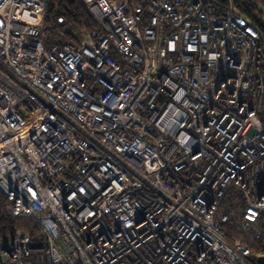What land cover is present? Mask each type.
Wrapping results in <instances>:
<instances>
[{
    "label": "built area",
    "instance_id": "built-area-1",
    "mask_svg": "<svg viewBox=\"0 0 264 264\" xmlns=\"http://www.w3.org/2000/svg\"><path fill=\"white\" fill-rule=\"evenodd\" d=\"M83 1L97 26L65 40L44 23L49 0H0L2 215L41 235L1 238L0 264H253L264 68L251 21L215 0ZM229 191L243 206L231 238Z\"/></svg>",
    "mask_w": 264,
    "mask_h": 264
},
{
    "label": "trees",
    "instance_id": "trees-1",
    "mask_svg": "<svg viewBox=\"0 0 264 264\" xmlns=\"http://www.w3.org/2000/svg\"><path fill=\"white\" fill-rule=\"evenodd\" d=\"M221 4L230 2L239 11V15L248 18L259 35L260 62L264 68V0H215ZM62 17L63 23H57L56 18ZM44 23L50 24L54 30L63 31L65 40L72 38L70 31L78 30L81 27L93 29L97 26L93 16L86 7L83 0H49L45 10ZM48 41V39H45ZM47 41L45 43H47ZM264 119V118H262ZM7 201L0 193V239L10 236L15 229H20L36 240L41 239L38 226L32 219L18 218L9 221L3 218V210ZM240 196L236 192L229 191L222 201L220 211L227 213L228 220L223 224V229L228 238L240 236L237 226V213L242 210ZM259 232L261 237L253 243V255L264 254V217L259 219Z\"/></svg>",
    "mask_w": 264,
    "mask_h": 264
},
{
    "label": "water",
    "instance_id": "water-1",
    "mask_svg": "<svg viewBox=\"0 0 264 264\" xmlns=\"http://www.w3.org/2000/svg\"><path fill=\"white\" fill-rule=\"evenodd\" d=\"M253 264H264V255L257 256L254 259Z\"/></svg>",
    "mask_w": 264,
    "mask_h": 264
},
{
    "label": "rangeland",
    "instance_id": "rangeland-1",
    "mask_svg": "<svg viewBox=\"0 0 264 264\" xmlns=\"http://www.w3.org/2000/svg\"><path fill=\"white\" fill-rule=\"evenodd\" d=\"M75 31H76V30H75ZM75 31H74V32H75ZM72 36H73V35H72ZM260 255H264V254H259L258 256H260Z\"/></svg>",
    "mask_w": 264,
    "mask_h": 264
}]
</instances>
